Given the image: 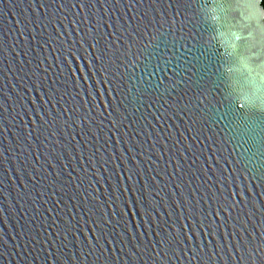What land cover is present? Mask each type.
I'll return each mask as SVG.
<instances>
[{
    "label": "water",
    "instance_id": "1",
    "mask_svg": "<svg viewBox=\"0 0 264 264\" xmlns=\"http://www.w3.org/2000/svg\"><path fill=\"white\" fill-rule=\"evenodd\" d=\"M0 264H264L258 0H0Z\"/></svg>",
    "mask_w": 264,
    "mask_h": 264
},
{
    "label": "clouds",
    "instance_id": "2",
    "mask_svg": "<svg viewBox=\"0 0 264 264\" xmlns=\"http://www.w3.org/2000/svg\"><path fill=\"white\" fill-rule=\"evenodd\" d=\"M259 3H264V0H258Z\"/></svg>",
    "mask_w": 264,
    "mask_h": 264
},
{
    "label": "trees",
    "instance_id": "3",
    "mask_svg": "<svg viewBox=\"0 0 264 264\" xmlns=\"http://www.w3.org/2000/svg\"><path fill=\"white\" fill-rule=\"evenodd\" d=\"M263 7H264V3H262Z\"/></svg>",
    "mask_w": 264,
    "mask_h": 264
}]
</instances>
